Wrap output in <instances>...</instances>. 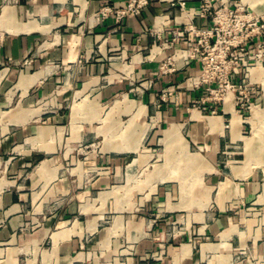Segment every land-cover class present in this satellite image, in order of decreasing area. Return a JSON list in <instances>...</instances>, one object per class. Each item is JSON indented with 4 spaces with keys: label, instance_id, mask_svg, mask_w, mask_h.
Instances as JSON below:
<instances>
[{
    "label": "crops",
    "instance_id": "0c3cea01",
    "mask_svg": "<svg viewBox=\"0 0 264 264\" xmlns=\"http://www.w3.org/2000/svg\"><path fill=\"white\" fill-rule=\"evenodd\" d=\"M202 1L0 0V264H264V67L252 120L191 84Z\"/></svg>",
    "mask_w": 264,
    "mask_h": 264
},
{
    "label": "built area",
    "instance_id": "2783aa9c",
    "mask_svg": "<svg viewBox=\"0 0 264 264\" xmlns=\"http://www.w3.org/2000/svg\"><path fill=\"white\" fill-rule=\"evenodd\" d=\"M212 2L213 0H203L197 13L198 16H205L211 13L212 25L200 28L190 26L181 30L175 29L172 42L178 38L187 40V33H191L195 41L184 48L182 55L185 59L198 57L201 62V71L198 75L191 78V84L199 86L201 83H215L217 90L221 91L233 86L231 80L237 68L240 66L248 68L245 60L247 43L242 39L238 42H227L221 39L219 32L223 30L218 29L217 25L223 28L226 27L228 25L226 21L229 17L231 18L232 11L228 9L227 5H222L211 11ZM147 4L148 0H128L124 7L113 10V13L116 20L121 21L125 17L140 14ZM178 5L184 9L185 2L179 1ZM111 11V8L106 7L101 12V15L105 17ZM254 24L258 29H264V15H257ZM247 25H250L248 20H242L240 29L244 28L246 30ZM173 64L172 58L168 57L161 64L160 70L167 72L168 68L172 67Z\"/></svg>",
    "mask_w": 264,
    "mask_h": 264
},
{
    "label": "rangeland",
    "instance_id": "374dc122",
    "mask_svg": "<svg viewBox=\"0 0 264 264\" xmlns=\"http://www.w3.org/2000/svg\"><path fill=\"white\" fill-rule=\"evenodd\" d=\"M227 7L232 11V15L231 18L229 17L226 21V24H228L224 27L226 29L217 25L218 29L223 30L220 31L219 34L221 39H224L227 42H238L242 39L247 43L245 60L250 71L247 72V76H244L241 79L233 78L231 80V84H233V86L224 90L233 97V101L238 111H248L246 113L248 119L251 117L250 119L252 120L260 103L258 100L260 94H257L258 89L257 84L255 83L257 71H260V69L252 68L256 67L257 64L260 67H264V29L257 28L254 24L256 15L248 8H244L242 6L231 7L230 5H227ZM242 20H248L250 23L249 26L247 25L246 30L244 28L240 29ZM254 41L255 43L250 46V44ZM186 161L187 159L181 160L179 166H186Z\"/></svg>",
    "mask_w": 264,
    "mask_h": 264
}]
</instances>
